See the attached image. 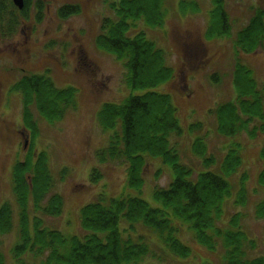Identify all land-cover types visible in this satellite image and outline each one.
I'll use <instances>...</instances> for the list:
<instances>
[{
	"label": "trees",
	"instance_id": "1",
	"mask_svg": "<svg viewBox=\"0 0 264 264\" xmlns=\"http://www.w3.org/2000/svg\"><path fill=\"white\" fill-rule=\"evenodd\" d=\"M8 1L10 12L6 13L5 6L0 7V20L6 15L7 27L13 28L14 12L26 14L32 0H23L21 11ZM209 1L205 36L219 38L229 34L224 0ZM41 6V1L36 2V13ZM108 9L112 16L102 20L95 45L121 61L126 87L145 92L127 96L118 104L101 106L95 119L101 132L107 135V143L96 153L97 160L124 163L129 189L143 188L149 158H159L163 165L169 166L172 179L166 188H154L157 207L136 196L98 195L79 211L82 235L65 237L43 221V217L59 216L63 206L61 196L52 191L53 179L45 155L35 158L29 155L25 161L14 164L11 175L18 225L17 241L10 251L14 263L137 264L146 257H155L158 250L163 255L169 253L177 259H186L191 249L180 237L189 233L193 242L205 251L214 253L221 249V264H264V254L254 255L257 243L241 226L243 216L234 213L224 220L228 202L232 201L236 207L246 203V173L239 174L236 194L229 182L243 166L242 146L234 142L226 146L217 172H213L211 167L216 162L208 155L204 142L208 131L200 122L189 125L188 131L195 134L190 153L203 169L195 172L180 156L178 139L184 134L171 98L153 90L173 79L166 52L144 30L164 24L163 0H114L108 3ZM79 12L78 6L64 5L57 16L66 20ZM233 46L236 54L264 51V7L255 9L248 23L236 32ZM232 85L234 99L209 112L216 135L226 140L244 134L250 139L264 135V86H258L252 72L237 60ZM12 91L21 98L23 127L31 131L36 129L32 111L45 122L55 123L77 107L76 90L57 88L48 74L22 76ZM259 159L262 167L257 184L264 187V144ZM95 172H91V182L98 177ZM158 174L159 171L155 176ZM63 175L64 172L60 173L61 179ZM13 214L10 204L0 206V236L13 230ZM254 217L264 227V200L255 206ZM262 245L264 248V235ZM0 264H6L1 252Z\"/></svg>",
	"mask_w": 264,
	"mask_h": 264
},
{
	"label": "rangeland",
	"instance_id": "2",
	"mask_svg": "<svg viewBox=\"0 0 264 264\" xmlns=\"http://www.w3.org/2000/svg\"><path fill=\"white\" fill-rule=\"evenodd\" d=\"M38 1L42 6L36 13ZM111 1L114 0H32L26 14L14 12L12 29L11 25L7 27L9 18L6 15L0 20V206L8 203L14 210L13 230L0 236V252L6 264H15L10 251L18 236L12 168L29 155L32 158L45 155L53 179L52 191L61 196L63 206L59 216L43 217V221L45 226L65 237L82 235L79 211L94 202L98 195L136 196L149 206L157 207L154 188H166L172 179L169 166L163 165L159 158H149L143 173V188L129 189L124 163H99L97 160L96 153L107 143V135L101 132L95 119L101 106L118 104L127 96L145 92L126 87L121 61L95 45L102 20L112 16L108 9ZM163 2L164 24L144 30L166 52L173 79L153 90L171 98L184 134L178 139L180 156L195 172L203 169L200 161L190 153L195 134L188 131L189 125L200 122L208 131L204 142L208 155L216 162L211 167L213 172H217L226 146L231 142L242 146L243 166L229 182L236 194L239 174L246 173V203L236 207L232 201L228 202L224 220L240 213L242 228L257 243L254 255H263L264 227L255 219L254 208L264 200V187L257 184L262 167L259 150L264 144V135L254 139L245 134L231 140L221 138L215 133L214 119L209 112L234 99L232 72L236 60L252 72L258 86H264V51L236 54L233 46L236 32L248 23L255 9L264 7V0H224L230 33L219 38H207L204 34L211 9L209 0ZM8 4V0H0V7L5 6L6 13L10 12ZM64 5L78 6L79 14L59 19L57 11ZM35 74H48L57 88H74L77 107L55 123L45 122L32 111L36 129L31 131L23 127L21 98L12 91V86L22 76ZM93 170L98 177L91 182ZM157 171L159 174L155 176ZM62 172L65 175L61 179ZM180 238L191 249L186 259H177L169 253L163 255L158 250L155 257H146L137 264H221V249L209 253L196 245L189 233H182Z\"/></svg>",
	"mask_w": 264,
	"mask_h": 264
},
{
	"label": "water",
	"instance_id": "3",
	"mask_svg": "<svg viewBox=\"0 0 264 264\" xmlns=\"http://www.w3.org/2000/svg\"><path fill=\"white\" fill-rule=\"evenodd\" d=\"M12 5L19 11H21L24 7L23 0H11Z\"/></svg>",
	"mask_w": 264,
	"mask_h": 264
}]
</instances>
